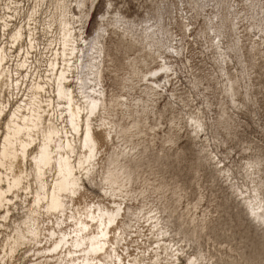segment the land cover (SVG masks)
<instances>
[{
	"label": "bare ground",
	"instance_id": "obj_1",
	"mask_svg": "<svg viewBox=\"0 0 264 264\" xmlns=\"http://www.w3.org/2000/svg\"><path fill=\"white\" fill-rule=\"evenodd\" d=\"M90 2L0 0V264H208L174 238L159 208L130 204L140 174L182 156L184 137L259 224L252 257L264 264V156L247 163L240 185L212 149L219 129L241 123L235 110L256 104L247 57L264 60V0H160L140 20L110 3L89 36ZM196 17L215 93L234 116L212 118L214 104L174 90L172 59ZM113 52L141 55L116 99L104 80Z\"/></svg>",
	"mask_w": 264,
	"mask_h": 264
},
{
	"label": "rangeland",
	"instance_id": "obj_2",
	"mask_svg": "<svg viewBox=\"0 0 264 264\" xmlns=\"http://www.w3.org/2000/svg\"><path fill=\"white\" fill-rule=\"evenodd\" d=\"M159 2L160 0H91L90 15L85 21L86 34L91 36L96 32L100 26V18L110 3L114 10L122 12L128 18L140 20L153 12ZM197 18L193 21L190 36L185 40L187 44L185 43L184 55L180 59H172L178 71L177 78L173 81L174 90L183 99L192 101L195 97L198 103L203 101L211 103V106L214 104L213 113H210L212 118H216L221 111L234 116L215 93L219 87L215 80L210 43L203 35L206 23L203 17ZM122 53V56L112 53L110 58L114 62L108 64L105 72L104 80L110 99H116L125 93L122 89L123 78L127 77L129 69L137 67L136 61L141 56L140 53ZM247 61L252 69L256 104L249 103V113L245 109L240 112L235 110L242 119L241 123L231 122L227 126L228 130L219 129L217 139H212L213 151L231 168L232 176L240 185L248 184L244 173L247 163L257 156H264V60L260 55L255 57L251 54ZM238 65L241 67L240 62ZM195 78L198 80L195 81ZM191 109L192 106L186 111ZM209 135L213 137L212 132ZM190 145L188 138L184 137L176 147L178 152L183 150L182 156H176L174 160L172 158L170 164H149L151 168L143 171L136 180L131 206L134 209H144L152 204L159 208L165 222L170 223L169 228L174 238L177 241H187V251L202 253L208 259L207 263L256 264L252 256L254 247L259 248L262 243L259 224L247 215L246 209L231 194L227 185L214 176L213 167L210 164L203 165L197 148L193 151ZM87 185L93 192L102 194L96 186ZM168 207L174 209L171 211ZM181 223L187 229L181 228ZM190 229L199 233L201 238H192ZM182 259L185 262V257Z\"/></svg>",
	"mask_w": 264,
	"mask_h": 264
}]
</instances>
